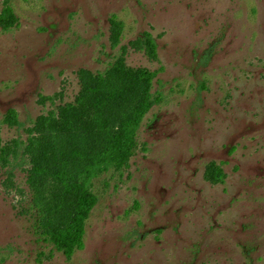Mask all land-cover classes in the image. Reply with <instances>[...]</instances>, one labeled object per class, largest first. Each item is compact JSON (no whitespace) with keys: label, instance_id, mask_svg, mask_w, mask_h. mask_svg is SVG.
<instances>
[{"label":"rangeland","instance_id":"374dc122","mask_svg":"<svg viewBox=\"0 0 264 264\" xmlns=\"http://www.w3.org/2000/svg\"><path fill=\"white\" fill-rule=\"evenodd\" d=\"M6 3L0 132L18 154L0 161V264H264V0H0V15ZM142 70L160 101L129 166L94 180L85 247L68 259L45 237L33 163L81 164L74 151L97 150L139 101ZM107 72L121 97L104 123L89 87ZM43 185L57 202V182Z\"/></svg>","mask_w":264,"mask_h":264},{"label":"trees","instance_id":"16d2710c","mask_svg":"<svg viewBox=\"0 0 264 264\" xmlns=\"http://www.w3.org/2000/svg\"><path fill=\"white\" fill-rule=\"evenodd\" d=\"M0 22L5 30L15 26L14 9L8 3L0 15ZM145 41L155 52L156 43L150 33L145 34ZM137 77L141 86L139 101L131 112L121 119L116 129L106 132L103 143L97 150L87 155L74 151V156L81 158V164L75 163L69 157L58 159L54 165L43 162L33 163L28 180L35 190L33 203L43 215L42 227L45 237L68 259L77 250L85 247L86 224L98 203V196L93 190L94 180L112 169L121 171L129 166V161L138 146L141 124L152 107L160 101V97L152 92L155 73L142 70ZM89 89L95 95L96 117L106 123L104 121L106 108L121 97V87L107 72L95 77ZM3 122L9 125H21L15 109L7 111ZM30 142L37 146L41 145L40 140L36 138H30ZM20 145L16 142L17 148ZM17 154V149L11 150L1 144L0 132V161L8 164L11 156L17 157ZM49 178L55 180L61 190L55 203L50 201L43 185L44 180ZM70 199H74V206L69 216L58 222L56 217L63 212Z\"/></svg>","mask_w":264,"mask_h":264}]
</instances>
